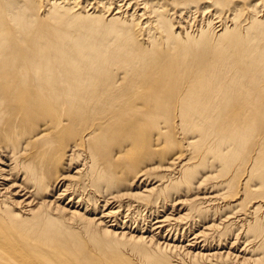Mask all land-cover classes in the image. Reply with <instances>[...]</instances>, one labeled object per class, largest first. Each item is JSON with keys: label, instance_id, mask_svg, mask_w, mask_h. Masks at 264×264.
I'll list each match as a JSON object with an SVG mask.
<instances>
[{"label": "bare ground", "instance_id": "obj_1", "mask_svg": "<svg viewBox=\"0 0 264 264\" xmlns=\"http://www.w3.org/2000/svg\"><path fill=\"white\" fill-rule=\"evenodd\" d=\"M83 2L0 0V245L16 228L34 239L22 242L35 258L6 249L8 263L52 264L63 249L69 260L78 254L93 264L76 241V223L106 248V262L111 249L131 245L150 264H171V255L264 264L262 2ZM211 13L215 20L229 14L231 24L221 20L216 31ZM155 159L167 161L166 174L147 166ZM154 175L152 185L138 186ZM83 178L104 196L99 213L80 197L84 183L78 197L70 193ZM206 190L212 196L198 199ZM177 194L187 212L163 215L148 233L129 232L134 211L125 196L154 208L150 218L168 204L174 211ZM123 207L128 221L119 225ZM190 209L205 226L193 241H155ZM98 229L106 237L94 235ZM199 240L204 251L195 252Z\"/></svg>", "mask_w": 264, "mask_h": 264}, {"label": "rangeland", "instance_id": "obj_2", "mask_svg": "<svg viewBox=\"0 0 264 264\" xmlns=\"http://www.w3.org/2000/svg\"><path fill=\"white\" fill-rule=\"evenodd\" d=\"M83 1H87V2H98L99 0H82ZM171 1V0H169ZM256 1V0H255ZM262 3L261 5L262 6H259V10H261V12L259 13V16H261L260 18L263 19L264 17V0H260ZM85 3L83 2V5ZM92 12V11H90ZM211 17L210 18H213L214 21H213V25L216 29V31H219L221 29L220 27V24L223 22H227L226 24L230 25L231 22H230V17L228 18L227 16L229 14H225V15H222L220 20L219 19H216L215 20V15H213L212 13L210 14ZM245 16V14H244ZM242 17L240 22L244 20L245 17ZM200 16H198L199 18ZM209 17V16H208ZM197 18V19H198ZM226 19V20H225ZM229 19V20H227ZM222 20V21H221ZM216 21V22H215ZM219 21V23H218ZM221 21V23H220ZM80 21H77L76 23L78 24ZM245 23V22H244ZM244 23H241V24H244ZM75 24V26L77 25ZM219 26V27H218ZM217 27V28H216ZM196 29V30H195ZM195 30L197 31V26H193L192 28V31ZM146 164H151V165H147L148 167H152V172L154 174H166L167 173V170H165L166 166L168 165L167 164V161L166 160H162V159H155V160H152L150 163H146ZM146 164L142 165L140 167L143 168ZM175 166V165H174ZM146 168V167H145ZM149 169V168H147ZM67 170L63 169L60 171V173H63L65 175H67L68 173H66ZM73 172L74 170L69 174L70 176L73 175ZM96 177V176H94ZM101 177V176H99ZM155 177V178H154ZM154 177L152 178H148L146 180L145 183H138V186L140 188H144L143 186H150L153 184V182H155L154 180L155 179H158L156 178V176L154 175ZM153 179V180H152ZM74 180V179H73ZM72 180V181H73ZM85 178L83 179H79V180H74L73 183L71 184L72 185V188L70 187V193L72 194H76L75 196H79V194L81 193L80 197H82L83 199V202H85L86 200V206L88 207V209H95L97 208V211L96 213H99L100 211H102L101 207L104 205L102 203V197H104L103 195H100L97 191V188H94L92 187L91 185H86V182H85ZM71 182V181H70ZM0 183L3 184V182L0 181ZM76 185H75V184ZM80 183H84L85 186H82V188L84 189L83 192H78L76 193V187L78 184ZM11 184V183H10ZM9 184V185H10ZM65 184H68L65 183ZM127 185V184H126ZM170 183L168 182V184H164L163 186L166 187V186H169ZM78 188V187H77ZM128 185L127 186H124L123 184L120 186V189H121V193H128ZM1 189V187H0ZM118 189V191L120 190ZM17 190V189H16ZM131 190V189H130ZM1 193H2V190H0ZM76 191V192H75ZM115 192V191H114ZM113 192V193H114ZM211 190H206L205 192H201L199 193V198H203V200H206V197H211L212 195L210 194ZM55 193H50V195H48V199L52 200L53 199V196H54ZM92 194H93V198L92 197ZM77 196V197H78ZM90 196V198H89ZM177 198L175 199V202H174V211H172V209L170 208V204H168V207L161 213L159 214H155L153 215L152 217L149 218L150 214H151V211L154 209H147L145 205L143 204H140V203H131V201H129V198H126L125 196V200H124V205H129L131 204L132 205V210L134 211L133 212V215L131 216V220H130V217H128L129 219V223L127 224V227L130 228L129 229V232L131 233H138L139 231H145V232H149V230L151 231L150 227L153 225V227H151L152 229L156 226L155 223L157 221H160L163 219V215H169V213H171L173 215V217L175 218H178L177 216L178 215H182L184 212H187V210L185 209H189L188 207V203L186 202H183V206H181V203L177 200H180V201H183V198L180 197V199H178V194L176 195ZM181 196V195H180ZM239 196L236 195L234 198H238ZM69 198L66 197L61 203L60 205H64L65 201H67V199ZM85 198V199H84ZM89 198V200H88ZM92 199V200H91ZM19 200V199H17ZM76 200V199H75ZM1 201V199H0ZM89 201V202H88ZM207 201V200H206ZM85 204V203H84ZM223 204V203H222ZM140 206L139 208L137 206ZM116 207L118 206L117 204L113 203L111 207ZM149 206V205H148ZM138 209H137V208ZM152 207H153V204H152ZM136 208V209H135ZM127 208L123 207V209L121 210V215L119 216L121 220V222L119 223V225L124 221H128V219H125L124 216H125V212L124 210H126ZM162 210V209H161ZM160 212V211H159ZM194 213V210L193 209H190V217L182 224H177L175 226H171V227H168V228H165L163 230H161V232H159V237L155 238V241H159L160 243H172V244H175V245H179V246H185L188 242L190 241H193L192 239L194 238L193 236H195V234H199L201 233V230L202 228H204L205 226L203 225V223H201L199 221V219L195 216H191L193 215ZM262 214L264 213L263 211L261 212ZM156 216V217H155ZM158 216V217H157ZM152 218V219H151ZM157 218V220H156ZM191 220V221H190ZM137 222V224H136ZM206 223H204L205 225H209L211 221H209V219H207L205 221ZM1 223V222H0ZM127 223V222H126ZM149 223V224H148ZM152 223V224H151ZM3 224V223H2ZM2 224L0 226H2ZM155 225V226H154ZM72 228L73 229H77V228H80L79 231L75 230L74 233L77 234L78 236V239L76 240L78 243H80L85 251H88L90 254H93V257H94V263L93 264H150L151 260L150 259H146L144 257H142L140 255V250H137L138 248H136V250H133L132 249V246L131 245H126V246H123L122 248H119L118 251H112V249L109 251V255H111L112 257H109L108 259V262H106L105 258H104V254L101 253V250L105 251L106 248H97V246H99L98 243L97 246H95L93 244V239H91V236L90 235H87L85 230H81L82 229V226L80 224H76V223H72ZM150 226V227H149ZM181 226V227H180ZM203 226V227H202ZM135 227V229H134ZM137 227V228H136ZM149 227V228H148ZM177 228V229H176ZM186 229V230H185ZM15 229H11L7 232H5L7 235H10L12 234V232H14V235L9 239V241L4 244V245H0V264H10L8 263L9 262V257L8 255L5 254V250L6 249H12L14 248L15 250H12L15 254H17L19 256V252L23 253L25 256H29L33 259H35L33 256H34V253L31 249H29L28 247H23V242H30L32 243L33 240L31 239V237L29 238V236L27 234H25L24 231H19ZM93 230V229H92ZM175 230V231H174ZM190 230V231H189ZM138 231V232H137ZM200 231V232H199ZM96 232V233H95ZM95 232H93L94 235L98 236L100 239H103L104 237H106L105 235H103V230L102 229H98L96 230ZM146 234V233H145ZM147 235V234H146ZM28 236V237H27ZM10 237V236H9ZM22 237H27V238H22ZM193 237V238H192ZM174 239V240H173ZM112 239L111 238H108V240L106 241V243H108L109 241H111ZM23 241V242H22ZM261 241H262V238H258L257 240H255V242L251 245L252 246V250L255 254H263L262 250H260V245H261ZM20 242V243H19ZM166 242V243H165ZM197 246H195V252H201L204 251L202 248H201V245L203 244L201 242V240L197 241ZM22 246V247H21ZM242 245H240L239 247V251H237L238 253L240 252V249L242 248L241 247ZM207 246H205L206 248ZM229 248V246H227ZM225 248V247H224ZM227 248V249H228ZM227 249H224L227 250ZM19 251V252H18ZM118 256H116V254ZM68 253L63 251V249H59V252L55 255V256H52L51 257V261H52V264H87V259L85 258H82L80 257V255L77 254V256L74 257V259L72 260H69L67 258V255ZM115 254V255H114ZM76 259V260H75ZM89 260V259H88ZM171 264H199V263H195L193 262L192 260H189V258H182L181 255H171L170 256V260H169ZM200 262V261H199Z\"/></svg>", "mask_w": 264, "mask_h": 264}]
</instances>
